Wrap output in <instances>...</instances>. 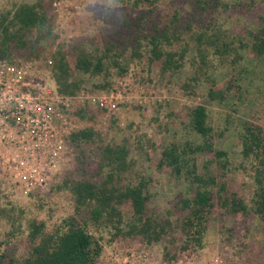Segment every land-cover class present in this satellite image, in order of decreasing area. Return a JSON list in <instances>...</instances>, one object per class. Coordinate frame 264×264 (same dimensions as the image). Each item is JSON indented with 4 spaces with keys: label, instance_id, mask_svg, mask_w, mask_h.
<instances>
[{
    "label": "trees",
    "instance_id": "16d2710c",
    "mask_svg": "<svg viewBox=\"0 0 264 264\" xmlns=\"http://www.w3.org/2000/svg\"><path fill=\"white\" fill-rule=\"evenodd\" d=\"M159 2L128 0L118 15L107 19L111 28L102 43L92 40L88 49L84 40H78L68 50L59 47L48 68L57 92L75 94L82 89L85 76L94 75L104 76L96 88H105L112 69L118 75L127 73L123 62L128 51L132 60L140 61L143 49L149 54L146 79L154 64L163 78L173 77L188 65L192 74L180 86L183 93L196 94L197 86L209 83L211 100L222 101L229 92L238 97L235 78L225 83L223 91L210 70L239 62L243 49L254 57L264 56V10H260L264 0H189L184 1V11L176 6L164 10ZM48 5L46 0L19 1L0 9V57L26 60L40 54V40L54 35ZM250 14L257 19L254 27L245 24ZM232 17L245 19L240 33L233 26L226 27ZM186 118L199 141L161 146L156 164L160 170L170 169L178 181H186V194L178 196L170 212L175 221L148 213L152 179L137 167L129 146L106 141L94 127H85L69 136L74 165L53 187L68 193L72 212L50 226L40 216L26 218L24 209L5 195L7 201L0 204V264H95L106 232L108 243L121 236L152 245L177 231L184 237L181 248L201 246L215 198L226 212H253L264 221V127L246 120L238 132L240 153L254 183L252 204L247 205L228 188L227 152L215 145L223 131L210 124L206 106L188 107ZM199 154L205 156L201 163ZM15 240L27 246L25 257L16 256Z\"/></svg>",
    "mask_w": 264,
    "mask_h": 264
},
{
    "label": "rangeland",
    "instance_id": "374dc122",
    "mask_svg": "<svg viewBox=\"0 0 264 264\" xmlns=\"http://www.w3.org/2000/svg\"><path fill=\"white\" fill-rule=\"evenodd\" d=\"M33 2L36 0H0V9L9 7L13 2ZM49 7V18L53 25V36L42 38L39 42L40 54L37 57H48L53 62V54L59 48L70 49L78 40L89 43H102L110 16L118 15L128 0H116L117 6L111 10L108 0L94 6L90 0H46ZM189 0H160L159 6L164 10L172 6L186 10L185 2ZM234 3L238 0H224ZM188 4V3H187ZM264 10V4L260 5ZM109 12L107 17L102 14ZM260 11V13H261ZM256 17L250 14L246 25L254 27ZM243 18L227 19V28L231 26L240 33ZM242 35H244L242 33ZM245 40H248L244 36ZM143 58L135 61L130 58L129 51L125 55L124 64L128 67L125 74L118 75L114 69L106 78L108 86L96 88L105 81L103 75L85 76L81 90L92 93L103 92L107 95L114 92L113 100L107 108L92 111L80 109L76 114L85 127H94L107 141L125 142L131 149L132 156L137 160V167L150 177L151 199L148 205L149 214H159L175 221L173 204L181 194H186V181H178L170 169H158L156 164L160 157L161 146L171 142L183 144L187 140L199 141L198 136L186 125V110L197 104H203L208 111L209 122L215 128L223 131V136L215 140L217 148L227 152L231 170L228 172V188L237 193L247 205L252 204L254 183L249 175L247 161L240 151L238 137L243 121H253L264 127V56L254 57L248 49L241 50L242 58L237 63L227 62L210 70V75L216 84L225 91V83L235 78L239 86L238 97L229 92L222 101L211 100L207 96L209 83L195 88L196 94L188 95L182 92L180 86L192 71L187 65L173 77H161L159 65L149 68V80L143 77L148 69L149 54L143 50ZM82 76V75H81ZM84 78V76H82ZM114 105V107H112ZM155 118H157L155 120ZM138 142V145H137ZM68 162L64 168L44 187L35 188L27 194L11 191L5 183L0 182V204L7 199L20 206L25 211V217L40 216L52 226L61 217L72 212L69 195L65 191L53 187L58 184L65 172L73 165L74 149L69 146ZM204 155L199 154L197 160L201 163ZM5 195H8L6 199ZM214 207L209 215L207 229L202 238L201 246L181 248L184 241L177 231L164 236L159 242L148 245L137 238L119 237L108 243L110 234H103V249L95 264H106L105 257L115 246H125L130 243L146 245L159 258L176 260L193 252L192 264H264V221L253 212L249 215L229 213L222 210L214 199ZM129 220L126 214L125 221ZM176 239V240H175ZM108 240V241H107ZM16 256L23 258L28 249L24 242L15 240ZM167 254H166V253ZM168 255V257H166Z\"/></svg>",
    "mask_w": 264,
    "mask_h": 264
},
{
    "label": "built area",
    "instance_id": "2783aa9c",
    "mask_svg": "<svg viewBox=\"0 0 264 264\" xmlns=\"http://www.w3.org/2000/svg\"><path fill=\"white\" fill-rule=\"evenodd\" d=\"M48 57H0V182L27 194L52 181L68 162L69 136L83 127L82 108H107L114 92L80 90L59 94L48 71ZM114 107V105H112ZM176 260L159 258L146 245H117L106 264H192L193 252Z\"/></svg>",
    "mask_w": 264,
    "mask_h": 264
},
{
    "label": "clouds",
    "instance_id": "9594fccd",
    "mask_svg": "<svg viewBox=\"0 0 264 264\" xmlns=\"http://www.w3.org/2000/svg\"><path fill=\"white\" fill-rule=\"evenodd\" d=\"M90 3L93 6L96 3L103 4V0H90ZM108 5L110 6L111 10L114 9L117 6L116 0H108ZM108 14H109V12L105 10V12L102 15L105 16V17H107Z\"/></svg>",
    "mask_w": 264,
    "mask_h": 264
}]
</instances>
